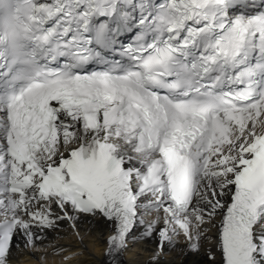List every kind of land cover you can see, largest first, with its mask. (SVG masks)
I'll use <instances>...</instances> for the list:
<instances>
[{
    "label": "snow or ice",
    "instance_id": "snow-or-ice-1",
    "mask_svg": "<svg viewBox=\"0 0 264 264\" xmlns=\"http://www.w3.org/2000/svg\"><path fill=\"white\" fill-rule=\"evenodd\" d=\"M2 18L0 264L84 216L113 264L153 235L150 264L179 236L198 253L206 224L209 264H264V0H0Z\"/></svg>",
    "mask_w": 264,
    "mask_h": 264
},
{
    "label": "bare ground",
    "instance_id": "bare-ground-1",
    "mask_svg": "<svg viewBox=\"0 0 264 264\" xmlns=\"http://www.w3.org/2000/svg\"><path fill=\"white\" fill-rule=\"evenodd\" d=\"M156 213L146 214L144 219L151 222ZM220 217H216L219 222ZM207 239H202L198 253L187 250V241L183 236L176 238L175 244L168 246L160 254L156 264H209L208 253L216 251V228L206 224ZM83 238L81 243L78 238ZM76 230L70 227L68 221L57 227L45 229L43 239L36 242L32 248H13L11 264H113L114 258L106 256V240L111 228L101 217H81L76 224ZM139 231V229L137 230ZM21 245L23 241L20 242ZM158 237L137 240L130 243L128 248L115 257L116 264H150L157 252ZM71 259H65V257ZM219 259V257H217Z\"/></svg>",
    "mask_w": 264,
    "mask_h": 264
}]
</instances>
